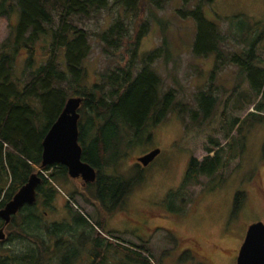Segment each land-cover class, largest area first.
Wrapping results in <instances>:
<instances>
[{
    "label": "rangeland",
    "instance_id": "374dc122",
    "mask_svg": "<svg viewBox=\"0 0 264 264\" xmlns=\"http://www.w3.org/2000/svg\"><path fill=\"white\" fill-rule=\"evenodd\" d=\"M197 2L191 0L183 4L181 0H170L161 9L141 3L131 14L110 0L105 9L93 12L80 23L90 33L91 44V53L83 63L85 85L97 83L102 73L129 57L124 46L113 55L105 54L96 33L107 30L121 18L128 32L125 42H128L140 22L147 21L134 74L141 68L140 62L154 52L157 58L151 68L162 80L160 95L174 90L175 98L171 110L159 124L154 125L149 120L139 131L124 128L119 150L114 154L108 152L107 159L113 164L106 173L120 176L130 188L120 202L119 196L116 197L119 203L111 201V196L104 212L95 198L94 184L84 186L78 178L68 176L54 179L58 194L52 206H43L41 199L36 200L43 221L60 225L58 253L62 259L68 257L74 262L82 256L84 225L74 222L78 214L91 222L103 216L104 233H95V236L107 241L113 239L109 242L136 251L143 246L142 255L151 264H236L238 247L247 227L255 222L264 224V96L255 95L247 71L233 60V56L248 50V45L237 41V37L246 38L254 22H264V0H214L203 6L205 18L216 23L227 37V42L220 47V59L216 53L202 56L193 51L195 22L178 11L188 12ZM17 20L16 11L11 14L10 24L14 26ZM10 24L0 20V46L12 35ZM44 38L50 41L51 36ZM39 45L32 63L25 67L24 60L29 61L27 54L14 63L13 77L19 80V88L44 61ZM256 60L264 66V44L262 49L256 48ZM58 61L61 62L62 57ZM199 94L217 98L206 120L203 117L210 103L206 101L200 110ZM258 101L261 107L256 105ZM233 118L240 120L239 129L231 132L239 157L213 177L202 176L197 184L181 190L190 158L201 160L206 156L205 148L213 147L210 139L225 147L228 140L224 128ZM155 149L159 154L148 166L137 162L138 157ZM34 172L38 174L39 170ZM49 173L51 171L42 175L48 177ZM66 181L71 183L70 187ZM237 193H241V204L233 211ZM66 198L72 199L70 214L64 207ZM111 205L120 206L113 211ZM3 231L7 238L13 229L7 225ZM0 242L5 247L13 246L7 241ZM132 262V257L111 249L104 264Z\"/></svg>",
    "mask_w": 264,
    "mask_h": 264
},
{
    "label": "trees",
    "instance_id": "16d2710c",
    "mask_svg": "<svg viewBox=\"0 0 264 264\" xmlns=\"http://www.w3.org/2000/svg\"><path fill=\"white\" fill-rule=\"evenodd\" d=\"M109 1L0 0V20L10 24L11 14L18 12L16 24L9 25L12 28L11 37L0 46V209L40 167L42 141L70 97H80L82 100L78 109L81 161L96 171V180L92 184L95 186V198L105 209L102 211L107 210L106 204L111 196V201L116 204L117 196L120 202L128 195L129 185L120 176L106 173V169L113 164L107 159V154L119 150L126 129L139 131L149 120L154 125L159 124L171 110L175 93L169 90L160 95L162 80L151 68L157 58L154 52L140 62L142 66L134 74L140 39L148 24L147 21H141L132 39L125 42L128 32L121 18H117L107 30L96 33V37L103 44L102 51L105 54L113 55L124 46L128 59L102 73L97 83L84 84L86 69L83 63L91 53V44L90 33L80 23L93 12L105 9ZM169 1L113 0L114 4L131 14L136 12L141 3L161 9ZM181 1L187 4L191 0ZM213 1L198 0L188 12L180 10L178 13L190 16L195 22L194 53L202 56L216 53L220 59V47L227 42V37L216 23L205 18L202 10L204 5ZM47 35L51 36L50 41L44 38ZM237 41L248 45V50L233 56V60L243 66L244 72L247 71L249 85L255 95L264 96V66L256 62V48L262 49L264 44V22H254L246 32V38L244 35L238 36ZM260 42L262 44L257 46ZM37 45L44 61L19 88V80L13 77L14 63L24 54L29 60H24L25 67L32 63L38 54ZM59 57H62L61 62L58 61ZM206 101L210 105L204 120L210 117L217 98L211 94H199L197 102L200 110ZM259 104L260 101L256 105ZM239 124L240 120L233 118L224 128V136L228 140L225 147H220L219 141L210 139L213 147L205 148L206 156L201 160L190 158L186 177L179 187L181 190L197 184L202 176L213 177L239 157L237 142L231 136L234 129H239ZM43 170L51 173L47 178L38 174L40 183L36 189V200L41 199L43 206L47 207L53 205L58 194L52 182L55 183L54 179L59 176H67V170L56 164L46 166ZM241 198V193H237L233 211L241 204ZM71 200L68 198L64 205L69 214ZM111 206L110 209L116 211L120 205ZM85 217L78 214L74 220L76 224L84 225L81 236L85 241L84 246L80 247L81 258L72 262L68 257L62 259L58 253L60 225L45 223L36 203L22 207L8 224L13 231L2 240L13 246L5 247L0 242V264H104L106 254L111 249L132 257L133 262L130 264H151L142 255L143 246L137 248L140 251H136L95 236L97 230L104 233L103 216L94 222ZM1 228L3 222L0 219Z\"/></svg>",
    "mask_w": 264,
    "mask_h": 264
},
{
    "label": "water",
    "instance_id": "95a60500",
    "mask_svg": "<svg viewBox=\"0 0 264 264\" xmlns=\"http://www.w3.org/2000/svg\"><path fill=\"white\" fill-rule=\"evenodd\" d=\"M80 97H70L56 121L52 124L42 141L40 167L54 164L64 166L71 179H81L84 184L94 183L96 171L87 163L81 161V146L78 143V109ZM159 154L155 149L138 157L137 162L143 167L148 166ZM40 178L36 173L14 194L12 199L0 209V219L3 228L0 229V240L5 238L4 227L8 225L22 207L31 206L36 202V189ZM236 264H264V224L255 222L247 229L239 248Z\"/></svg>",
    "mask_w": 264,
    "mask_h": 264
},
{
    "label": "flooded vegetation",
    "instance_id": "af4514ba",
    "mask_svg": "<svg viewBox=\"0 0 264 264\" xmlns=\"http://www.w3.org/2000/svg\"><path fill=\"white\" fill-rule=\"evenodd\" d=\"M67 176H68V175H67ZM69 179H71V178H69ZM78 180H79V182H81L82 185L86 186L85 184L82 183L81 179L78 178ZM70 184H71V183H69L68 181H66V185H67L68 187H70ZM72 192L75 193L76 190H72ZM245 232H246V231H245ZM244 235H245V233H244ZM243 238H244V236H243ZM243 238H242V241H243ZM238 251H239V247H238ZM238 251H237V255H238Z\"/></svg>",
    "mask_w": 264,
    "mask_h": 264
},
{
    "label": "built area",
    "instance_id": "2783aa9c",
    "mask_svg": "<svg viewBox=\"0 0 264 264\" xmlns=\"http://www.w3.org/2000/svg\"><path fill=\"white\" fill-rule=\"evenodd\" d=\"M41 173H43L42 171H40Z\"/></svg>",
    "mask_w": 264,
    "mask_h": 264
},
{
    "label": "crops",
    "instance_id": "0c3cea01",
    "mask_svg": "<svg viewBox=\"0 0 264 264\" xmlns=\"http://www.w3.org/2000/svg\"><path fill=\"white\" fill-rule=\"evenodd\" d=\"M116 213H117V212H116ZM116 213H115V214H116Z\"/></svg>",
    "mask_w": 264,
    "mask_h": 264
}]
</instances>
